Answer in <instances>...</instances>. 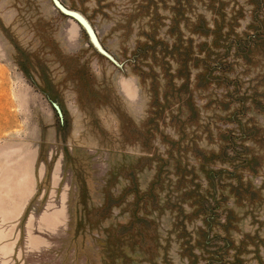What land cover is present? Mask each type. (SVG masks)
I'll list each match as a JSON object with an SVG mask.
<instances>
[{"label": "rangeland", "instance_id": "obj_1", "mask_svg": "<svg viewBox=\"0 0 264 264\" xmlns=\"http://www.w3.org/2000/svg\"><path fill=\"white\" fill-rule=\"evenodd\" d=\"M31 159L0 264H264V0H0V196Z\"/></svg>", "mask_w": 264, "mask_h": 264}, {"label": "crops", "instance_id": "obj_2", "mask_svg": "<svg viewBox=\"0 0 264 264\" xmlns=\"http://www.w3.org/2000/svg\"><path fill=\"white\" fill-rule=\"evenodd\" d=\"M32 168L33 160L31 159L27 163L24 171L16 172L19 176L12 182L16 185L15 187L11 186L12 183L9 184V182L5 184L10 192L7 195L1 194L0 196V241L9 237L10 229L9 227L5 228V226H14L13 224L21 218L29 201L36 192V183L33 177ZM49 219L50 220L44 219L40 226H56L58 224V215H54ZM52 220L54 223H51ZM12 250L13 245L11 243L0 246V254L3 256L11 254Z\"/></svg>", "mask_w": 264, "mask_h": 264}, {"label": "trees", "instance_id": "obj_3", "mask_svg": "<svg viewBox=\"0 0 264 264\" xmlns=\"http://www.w3.org/2000/svg\"><path fill=\"white\" fill-rule=\"evenodd\" d=\"M259 42L254 41V49L256 48V46L258 45Z\"/></svg>", "mask_w": 264, "mask_h": 264}, {"label": "water", "instance_id": "obj_4", "mask_svg": "<svg viewBox=\"0 0 264 264\" xmlns=\"http://www.w3.org/2000/svg\"><path fill=\"white\" fill-rule=\"evenodd\" d=\"M76 18H78V20H80L81 22H83L78 16L74 15ZM91 35H92V32L90 31ZM93 36V35H92Z\"/></svg>", "mask_w": 264, "mask_h": 264}]
</instances>
